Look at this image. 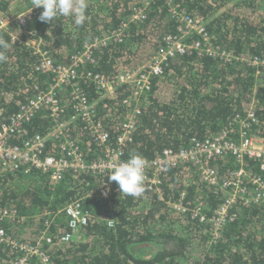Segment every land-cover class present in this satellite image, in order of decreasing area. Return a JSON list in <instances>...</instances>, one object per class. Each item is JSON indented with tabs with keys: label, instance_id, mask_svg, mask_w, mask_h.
I'll list each match as a JSON object with an SVG mask.
<instances>
[{
	"label": "trees",
	"instance_id": "1",
	"mask_svg": "<svg viewBox=\"0 0 264 264\" xmlns=\"http://www.w3.org/2000/svg\"><path fill=\"white\" fill-rule=\"evenodd\" d=\"M87 3L88 18L82 26L75 25L71 17L42 22L43 9L35 8L29 28L38 33L41 47L56 64H69L85 42L127 21L122 41H111L97 50V70L111 75L120 67L136 69L162 47L166 34L176 31L172 6L202 17L209 34L229 51L264 57V0H87ZM146 3L147 17L143 21L133 19V9ZM8 7L9 3L5 5ZM20 37L13 41L4 35L3 40L10 47L0 49L5 56L0 61V122L34 96L35 81L44 84L51 78V74L40 73H35L34 79L29 78L40 57L25 44L28 35ZM257 69L242 62H225L196 53L171 59L164 73L151 80L148 103L137 118L127 155L151 158L166 148L178 151L191 138L218 133L250 109L258 118L250 130L264 137V65L260 73ZM86 92L96 98L92 84L86 86ZM130 94L127 86H121L117 98L97 105L98 117L104 120L113 138L127 116L122 100ZM52 124L48 113L40 111L30 122L28 135L45 133ZM232 126L239 132L240 125ZM72 136L82 143L87 158L96 157L98 151L81 125ZM57 146L58 143L49 142L45 152L58 154L61 151ZM246 160L250 168L258 170L257 159ZM229 161L217 165L221 173L238 169ZM101 184L100 177L89 174L70 172L53 183L40 173L14 176L2 170L0 207L16 210L19 221L0 226L32 241L49 221L48 232L56 236L70 228L64 212L56 217L53 212L80 199L90 213V222L72 241L49 247L57 264H264V202L239 205L236 219L218 229L219 235L215 234L213 224L201 222L193 216V210L201 205L211 218L223 203L224 194L208 186L193 166H180L169 172L161 187L163 198L146 189L139 196L125 195L115 181L110 195L104 197L99 192ZM182 193L185 196L182 201L186 205L192 203L184 214L169 204L179 201ZM111 219L115 220L114 226L108 224ZM16 255L0 242V264H13ZM32 264H36L35 259Z\"/></svg>",
	"mask_w": 264,
	"mask_h": 264
},
{
	"label": "built area",
	"instance_id": "2",
	"mask_svg": "<svg viewBox=\"0 0 264 264\" xmlns=\"http://www.w3.org/2000/svg\"><path fill=\"white\" fill-rule=\"evenodd\" d=\"M13 2L14 0H0V40H3L4 35H9L16 41L21 39V34H27L25 44L40 57L29 73V78L34 79L35 73L51 74L50 80L44 84L35 81L34 96L7 120L0 122V172L5 170L14 176L17 173L27 175L35 171L47 175L55 183L70 172L89 174L102 179L99 192L108 197L114 182L108 179L109 173L130 157L127 155V148L134 140L137 118L148 103L151 80L164 73L171 59L196 53L225 62H242L258 68L257 73H260V67L264 65V57L224 48L216 42L214 35L209 34L202 17H194L178 6L171 8L172 16L177 22L176 31L166 34L162 47L136 69L120 67L111 75L97 70V50L111 41H122L127 21L110 32L96 35L85 42L72 55L69 64H56L47 50L41 47L38 33L29 28L35 8L16 14L11 9ZM7 3L9 7L5 8ZM147 12L148 3L135 7L132 18L143 21ZM194 35L196 38H193ZM88 84L95 87V99L87 95ZM121 86H127L131 94L122 100L127 116L113 138L104 120L98 117L97 105L106 99L117 98V91ZM40 111H46L53 124L45 133L29 136L28 126ZM257 121L255 111L250 109L244 116L235 117L230 126L218 133H209L205 138L193 137L187 146L178 151L166 148L154 157H144L147 163L145 189L157 192L160 194L159 198H163L161 187L169 172L180 166H193L208 186L224 194L223 203L214 210L211 218L207 217L201 205L193 210V216L201 222L209 220L213 224L214 233L219 235L218 229L236 219L239 205L264 202V137L250 130ZM233 123L240 125L239 132L234 131ZM78 125L87 132L98 151L92 159L86 157L82 143L73 139L72 134ZM52 141L58 143V150L61 151L58 154L45 152ZM228 158L232 160L229 161ZM246 159H257L258 170L250 168ZM224 161L237 165V171L230 175L221 173L217 165ZM257 182L261 183L256 186ZM183 197L185 198L184 193L179 201H170L169 204H173L177 211L184 214L191 209L192 203L187 202L186 205L182 201ZM60 212L68 217L70 231L53 236L48 232L50 222L47 221L43 230L35 237V242L19 240L15 233L0 226V242L20 253L13 264H32L34 259L36 264H57L49 247L58 242L72 241L79 230L90 222L89 212L83 208L80 199L65 204L62 209L53 212V217ZM18 221L16 210L9 206L0 207V225ZM108 224L114 226L115 220H109Z\"/></svg>",
	"mask_w": 264,
	"mask_h": 264
},
{
	"label": "clouds",
	"instance_id": "3",
	"mask_svg": "<svg viewBox=\"0 0 264 264\" xmlns=\"http://www.w3.org/2000/svg\"><path fill=\"white\" fill-rule=\"evenodd\" d=\"M33 8L43 9L40 15L42 22L52 23L58 17H71L75 25L82 26L88 18L87 0H33ZM9 47L7 41L0 40V49L7 50ZM4 59L5 56L0 54V61ZM146 166V160L142 155L132 154L128 160L114 167L108 179L118 184L120 193L133 197L139 196L145 191ZM16 236L19 240H24ZM11 251L18 255L17 251L12 249Z\"/></svg>",
	"mask_w": 264,
	"mask_h": 264
},
{
	"label": "crops",
	"instance_id": "4",
	"mask_svg": "<svg viewBox=\"0 0 264 264\" xmlns=\"http://www.w3.org/2000/svg\"><path fill=\"white\" fill-rule=\"evenodd\" d=\"M17 1H19V0H14L13 4L11 5L12 12H14L16 14L19 13V12L21 13V12L33 7V1L32 0H30V1L29 0H22L23 3H24V7L22 6L19 9L18 6H17ZM21 174H23V173H21ZM24 175H26V174H24Z\"/></svg>",
	"mask_w": 264,
	"mask_h": 264
},
{
	"label": "rangeland",
	"instance_id": "5",
	"mask_svg": "<svg viewBox=\"0 0 264 264\" xmlns=\"http://www.w3.org/2000/svg\"><path fill=\"white\" fill-rule=\"evenodd\" d=\"M17 6H18L19 9H20L22 6L24 7V3H23V1H22V0L17 1ZM142 6H145V4L142 5ZM176 23H177V22H176ZM176 27H177V25H176ZM163 43H164V40H163Z\"/></svg>",
	"mask_w": 264,
	"mask_h": 264
},
{
	"label": "bare ground",
	"instance_id": "6",
	"mask_svg": "<svg viewBox=\"0 0 264 264\" xmlns=\"http://www.w3.org/2000/svg\"><path fill=\"white\" fill-rule=\"evenodd\" d=\"M234 171H237V170H234ZM232 172H233V171H232ZM31 173L34 174V173H36V172L34 171V172H31ZM230 174H231V172L228 173V175H230ZM260 183H261V182H257L255 185L258 186ZM235 197H237V196H235ZM89 215H90V213H89ZM208 221H209V220H207V222H208Z\"/></svg>",
	"mask_w": 264,
	"mask_h": 264
}]
</instances>
